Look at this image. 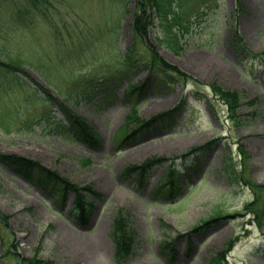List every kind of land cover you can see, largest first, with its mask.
I'll return each mask as SVG.
<instances>
[{"label": "rangeland", "instance_id": "rangeland-1", "mask_svg": "<svg viewBox=\"0 0 264 264\" xmlns=\"http://www.w3.org/2000/svg\"><path fill=\"white\" fill-rule=\"evenodd\" d=\"M24 1L0 0V50L17 53L40 81L37 72H44L53 83L49 89L86 118L100 141L92 149L56 129L46 121L61 117L56 106L0 69V152L37 159L75 182H90L104 198L88 226L79 227L68 215L70 194L59 209L52 195L0 163V210L10 216L0 225V264H24L25 258H36L37 264H114L110 234L119 207L129 212L137 231L125 264H210L235 236L238 241L221 264H264V221L259 224L264 192L230 182L225 171L243 163L245 178L264 185V67L247 57L264 48V0H176L191 22L181 51L160 45L155 27L149 39L164 59L198 83L159 88L151 74L135 100L143 120L181 100L189 104L171 114L179 115L173 123L119 149L115 138L135 99L125 95L123 54L132 46L136 58L146 52L132 34L135 0H49L33 17ZM131 66L128 80L140 85L147 70ZM212 81L242 93L240 125L213 97ZM214 138L203 150L201 173L178 158L177 180L185 186L170 197L154 193L169 158ZM157 157L167 159L149 170L141 189L131 179L136 174H121L128 164ZM85 158L90 163L83 164ZM215 208L231 216L201 225Z\"/></svg>", "mask_w": 264, "mask_h": 264}, {"label": "trees", "instance_id": "trees-1", "mask_svg": "<svg viewBox=\"0 0 264 264\" xmlns=\"http://www.w3.org/2000/svg\"><path fill=\"white\" fill-rule=\"evenodd\" d=\"M25 1L31 9L38 12L43 11L46 8V3H49L48 0ZM172 2L173 1L170 0H135V11L131 22L133 34L135 39L140 42H145L147 46V48H145L147 56L138 59L136 66L138 67L142 64L143 67L148 69L149 73H154L156 86H159L161 82L162 73L169 75L168 78L173 77L182 81H195L192 76L185 73L176 65H173L163 59L158 54L156 47L150 43L148 38L149 28L152 26L158 27L159 35L156 34L158 43L164 45V47L168 48L175 54H178L181 51L182 45L180 40L182 35L188 31L189 22H184L182 12L177 9V7H174ZM263 54L264 50L259 53V55L253 54V56H259L262 58ZM6 56L9 58H7V60H0L1 66H3L7 71H22L21 69H18L20 65L16 62L17 60L15 58H11L15 57V54L7 52ZM123 59L124 62L131 61L132 53H126ZM147 82L148 77L140 85L128 83L126 95H140ZM210 85L213 93L226 104L231 119L238 124L239 116L237 114V109L241 104L239 92L224 89L214 81L211 82ZM41 88L46 94L44 100L57 105L59 110L64 114L66 123H63L60 120L53 121L56 128L64 130L67 134H71L74 138L88 144L92 148H96L99 144V138L88 121L83 116L73 113L64 105L62 101L53 96L47 89L43 87ZM167 114L168 113L164 112L152 117L150 120H143L138 116L136 105L133 104L132 109L126 115L124 123L119 129L120 134H124L125 132L122 140L126 142L129 141L130 138L137 135H143L154 131L157 129L159 120ZM131 125H134V129L127 133ZM160 159L161 158L155 160ZM155 160L150 159L140 165L129 164L126 166L125 172L128 174L139 173V177L137 179L139 183L142 175H144L146 170H148V168L156 162ZM0 161L10 167H14L16 171L25 177H29V173H34L33 175H37L36 179L38 180V183H40L44 189L51 190L56 193L58 199H64L66 193L68 191H72L74 193V202L69 214L78 224L84 225L88 222L94 204L101 198V194L97 192L91 184L74 183L70 179L59 175L56 171L46 169L37 160H31L14 153H9L0 154ZM88 162L89 160L84 159L83 164H87ZM177 171L178 170L175 166H169L164 174L163 180L159 183L155 192L160 193V191H165L166 195H171L175 189L178 188L175 178ZM232 171L234 172V179L237 180V178H240L243 180V172L239 170L236 172L234 169H232ZM240 172L242 173L241 176ZM250 185L252 188H264V185H254L251 182ZM8 218V215L0 213V222H6ZM210 219L204 221V224L209 223ZM111 237L114 243L115 264H122L130 256L136 239V232L133 229L129 214L124 209H119L114 215ZM232 242L233 240L227 242L223 251L216 253V255L210 259V264H220L224 259V254L229 250ZM34 261L35 260H31V262Z\"/></svg>", "mask_w": 264, "mask_h": 264}, {"label": "bare ground", "instance_id": "bare-ground-1", "mask_svg": "<svg viewBox=\"0 0 264 264\" xmlns=\"http://www.w3.org/2000/svg\"><path fill=\"white\" fill-rule=\"evenodd\" d=\"M65 234L69 239H72V236L69 233L65 232Z\"/></svg>", "mask_w": 264, "mask_h": 264}]
</instances>
